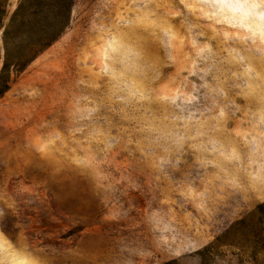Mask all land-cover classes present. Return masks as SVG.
Segmentation results:
<instances>
[{
	"label": "rangeland",
	"instance_id": "rangeland-1",
	"mask_svg": "<svg viewBox=\"0 0 264 264\" xmlns=\"http://www.w3.org/2000/svg\"><path fill=\"white\" fill-rule=\"evenodd\" d=\"M211 2L77 0L14 75L0 264L264 262V29L217 23Z\"/></svg>",
	"mask_w": 264,
	"mask_h": 264
},
{
	"label": "trees",
	"instance_id": "trees-1",
	"mask_svg": "<svg viewBox=\"0 0 264 264\" xmlns=\"http://www.w3.org/2000/svg\"><path fill=\"white\" fill-rule=\"evenodd\" d=\"M77 0H19L9 16L10 0H0V99L9 91L14 75L24 71L29 64L57 39H60L72 22V12ZM260 242L264 235L260 234ZM228 245V244H225ZM224 244L218 240L205 246L200 254L216 253ZM230 247V246H228ZM260 247L258 252H263ZM245 264H264L244 260ZM163 264H182L177 258Z\"/></svg>",
	"mask_w": 264,
	"mask_h": 264
},
{
	"label": "clouds",
	"instance_id": "clouds-1",
	"mask_svg": "<svg viewBox=\"0 0 264 264\" xmlns=\"http://www.w3.org/2000/svg\"><path fill=\"white\" fill-rule=\"evenodd\" d=\"M205 7L212 10L210 16L219 18L217 23H229L233 26L247 24L249 27L256 25L257 31L264 29V0H260L259 3L214 0V2L207 3ZM261 35L264 37V32ZM12 264H39V261L33 256L23 254L18 256Z\"/></svg>",
	"mask_w": 264,
	"mask_h": 264
}]
</instances>
